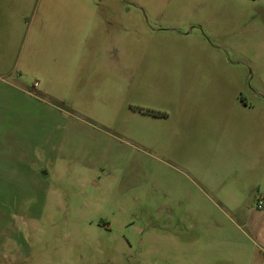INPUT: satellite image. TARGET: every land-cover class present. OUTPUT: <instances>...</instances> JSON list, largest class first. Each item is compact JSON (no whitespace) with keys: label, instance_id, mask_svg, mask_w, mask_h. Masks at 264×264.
<instances>
[{"label":"rangeland","instance_id":"374dc122","mask_svg":"<svg viewBox=\"0 0 264 264\" xmlns=\"http://www.w3.org/2000/svg\"><path fill=\"white\" fill-rule=\"evenodd\" d=\"M3 112L0 264H264V0H0Z\"/></svg>","mask_w":264,"mask_h":264},{"label":"crops","instance_id":"0c3cea01","mask_svg":"<svg viewBox=\"0 0 264 264\" xmlns=\"http://www.w3.org/2000/svg\"><path fill=\"white\" fill-rule=\"evenodd\" d=\"M11 84L17 86V88H21L20 82H14ZM3 100H4L5 105H9L11 102L9 98L2 99V101ZM24 118H25V115L19 114V113L11 114L8 112H3L2 114H0V152L9 154L8 155L9 162H10V158L11 157L14 158L16 154L19 156V158L21 155L22 162H24L25 146H23L22 144L24 143L25 139L23 136L24 134L23 135L21 134L22 125L20 124V121L24 120ZM38 155L40 156L39 153ZM28 158H29V161L34 162L36 168L41 169L37 177L36 175H34V177L38 179V177H41L42 175L43 168H41L42 163L39 160V157L36 156V151H34L31 155H29ZM49 167L50 169L51 168L53 169V165L51 163ZM47 176L48 174H46V177ZM259 215L260 216H257L258 233H260L261 238L264 239V210Z\"/></svg>","mask_w":264,"mask_h":264},{"label":"built area","instance_id":"2783aa9c","mask_svg":"<svg viewBox=\"0 0 264 264\" xmlns=\"http://www.w3.org/2000/svg\"><path fill=\"white\" fill-rule=\"evenodd\" d=\"M259 210H262L264 208V200L263 199H259L258 201V205H257Z\"/></svg>","mask_w":264,"mask_h":264}]
</instances>
